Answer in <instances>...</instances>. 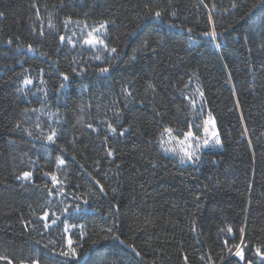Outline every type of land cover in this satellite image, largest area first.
Masks as SVG:
<instances>
[{
	"label": "trees",
	"instance_id": "trees-1",
	"mask_svg": "<svg viewBox=\"0 0 264 264\" xmlns=\"http://www.w3.org/2000/svg\"><path fill=\"white\" fill-rule=\"evenodd\" d=\"M105 22L108 50L85 44ZM209 116L220 150L161 147ZM262 257L264 0H0V264Z\"/></svg>",
	"mask_w": 264,
	"mask_h": 264
},
{
	"label": "snow or ice",
	"instance_id": "snow-or-ice-1",
	"mask_svg": "<svg viewBox=\"0 0 264 264\" xmlns=\"http://www.w3.org/2000/svg\"><path fill=\"white\" fill-rule=\"evenodd\" d=\"M161 15L162 14H161L160 11H156L155 14H154V18L159 20L161 18ZM106 24H107V22H105L104 24H101L98 28H93L91 31H89L87 33V38L84 40V43L87 44V45H90L92 47H95L97 44H99V45H102L105 50H108V46L105 43L104 39H102L100 35H97V33H100L101 29H105L106 28ZM204 36L210 37L212 41H215L216 38H217V34H216L214 29L212 31H210V32H205ZM64 39L65 38L63 36L60 37V41L61 42H63ZM68 43L69 44L73 43L70 38L68 40ZM215 47L219 48L220 45L216 44ZM31 50L32 49L29 46V51H31ZM110 52L111 53H117V49L115 47H113V48L110 49ZM113 58L115 59L116 57H113ZM96 59H100V57L97 56ZM109 70H110L109 67H102V68L99 69V72H100V74H106V73L109 72ZM73 72H75V69H73ZM63 79H64V81H69V76L67 74H64L63 75ZM25 83L26 84H30V83H32V81L26 80ZM64 87H66V85L65 84H61V88H64ZM201 95H202V93H201ZM89 127L91 128L92 126L89 125ZM108 127L113 132L116 131V129L112 128L111 125H109ZM198 127L199 126H197V128ZM203 132L205 133L206 136H208V139H204L203 143L201 144L200 143V137L195 135L192 130H188V131L184 132L183 139H179L178 137L173 135V129L165 128L164 132L161 133V136H163L164 134H167L168 137H169V143L172 140H175L177 145L179 146V151H177V148H174V147H166L165 151L179 154L181 163H184L185 161H193L194 162V158L195 159H199V157L197 155V151L200 148H202V147L206 148V147H210V146L211 147H215V146L220 144V139H219V137L217 135V132L215 131V121H214V119L211 116H209L208 120L204 121ZM29 135H31V133H29ZM56 135H57L56 131L53 130L51 132V134H49V135H47L45 137V139L48 142L55 143ZM120 135H124V133L121 132ZM212 138H215V139H214L213 143L210 145L209 141ZM192 141H196V147H195V149L190 151L189 149H192ZM164 144H165V141L163 139H161V141H160L161 147H164ZM108 155H112V153L109 152ZM64 163H65V161L63 159H59L58 158V164L59 165H63ZM31 175H32L31 172H24L23 173V178L24 179H29L31 177ZM51 179H52L54 184L59 182L57 180V177L54 174L51 175ZM100 191L101 192L104 191L102 186L100 188ZM65 211H67V209H65ZM47 218H48V214L45 213V215H44V217H42V219L46 220ZM55 223H56V220L53 219L52 220V224H55ZM45 227L46 228L48 227L47 223L45 224ZM240 231H241V233H243L244 229L241 228ZM108 232L111 233L112 229H108ZM228 232L229 233L232 232V229L230 227L228 228ZM110 238L117 239L121 244L124 243L122 240H120L119 236H114V237L105 236L104 237L105 240H108ZM72 243L73 242H72L71 238H69L67 240V244H68V249L69 250L63 252L62 255H64V256H70L71 255L73 257H75L77 255L75 248L72 247ZM225 245H227V241H225ZM235 248H236V251H235L234 255L240 257L243 260L244 259V253H243V249H242L241 245H239V244L235 245ZM133 251H135V249H133ZM229 251H231V249H229ZM257 254H260V250L259 249H257ZM136 255L139 256L140 254L137 252ZM262 259H264V257H262ZM249 264H251V262H249Z\"/></svg>",
	"mask_w": 264,
	"mask_h": 264
},
{
	"label": "rangeland",
	"instance_id": "rangeland-1",
	"mask_svg": "<svg viewBox=\"0 0 264 264\" xmlns=\"http://www.w3.org/2000/svg\"><path fill=\"white\" fill-rule=\"evenodd\" d=\"M85 33L91 31L90 29H84ZM103 33V30L101 29L100 30V33H97V35H101ZM211 130V129H210ZM216 131V129H215ZM217 132V131H216ZM195 134V133H194ZM174 136H176L175 134H173ZM196 135V134H195ZM218 135V134H217ZM198 136V135H197ZM178 137V136H176ZM200 137V143L202 144L203 143V140L204 139H208V136L205 135V133L202 135V136H199ZM219 137V136H218ZM179 139H183V136L182 137H178ZM215 138H212L209 143L210 145L213 143ZM163 140L165 141V144H164V147L163 149L165 150L166 147H174V148H177V151H179V146L177 145L176 141L175 140H172L170 143H169V137L167 134L164 135L163 137ZM196 147V141H192V149H189L190 151L195 149ZM222 148L221 146V142L219 145L215 146V147H202L200 148L198 151H197V155L198 157H200L204 152H207V151H216V150H220ZM170 155H173L175 157H177L180 161V155L177 154V153H173V152H168ZM195 158H194V162H195ZM181 162V161H180ZM193 161H185L183 164H192L194 163Z\"/></svg>",
	"mask_w": 264,
	"mask_h": 264
}]
</instances>
